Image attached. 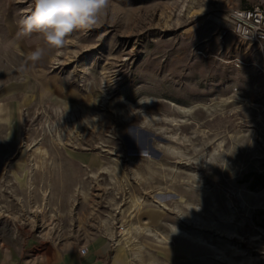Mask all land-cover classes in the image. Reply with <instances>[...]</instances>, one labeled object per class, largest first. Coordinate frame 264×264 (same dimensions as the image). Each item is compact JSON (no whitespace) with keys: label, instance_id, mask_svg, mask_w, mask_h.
I'll return each instance as SVG.
<instances>
[{"label":"rangeland","instance_id":"1","mask_svg":"<svg viewBox=\"0 0 264 264\" xmlns=\"http://www.w3.org/2000/svg\"><path fill=\"white\" fill-rule=\"evenodd\" d=\"M258 1L110 0L49 49L24 34L35 0H0L4 254L107 264L140 225L187 264H264V45L223 33Z\"/></svg>","mask_w":264,"mask_h":264},{"label":"clouds","instance_id":"2","mask_svg":"<svg viewBox=\"0 0 264 264\" xmlns=\"http://www.w3.org/2000/svg\"><path fill=\"white\" fill-rule=\"evenodd\" d=\"M109 4L110 0H35L31 15L22 21L24 34L41 33L49 49H59L74 30L100 26ZM44 54L37 46L28 59L39 61Z\"/></svg>","mask_w":264,"mask_h":264},{"label":"crops","instance_id":"3","mask_svg":"<svg viewBox=\"0 0 264 264\" xmlns=\"http://www.w3.org/2000/svg\"><path fill=\"white\" fill-rule=\"evenodd\" d=\"M150 233L151 231L149 232V234ZM152 235L156 244H158L157 246L153 248H147L145 245L146 243H140L138 241L136 242V244L140 246L139 250L136 248H124L122 246L117 245L115 246V251L111 261L107 264H187L186 258L182 259L183 258L182 256H186L185 250L182 251L181 248L179 249L177 246H171L166 244L164 246H161V244L158 243L159 239L157 238V236H155L154 234ZM127 250L129 252L128 253L129 255H127ZM135 252H137L136 257L134 256ZM4 253L5 252H3V250L0 249V264H20L18 259L10 258ZM177 256H180V259L182 260L178 261ZM85 264H94V263L88 261Z\"/></svg>","mask_w":264,"mask_h":264},{"label":"built area","instance_id":"4","mask_svg":"<svg viewBox=\"0 0 264 264\" xmlns=\"http://www.w3.org/2000/svg\"><path fill=\"white\" fill-rule=\"evenodd\" d=\"M228 25L223 31H231L237 38L264 45V0H259L249 8L231 10L227 15ZM87 249L81 248L80 255Z\"/></svg>","mask_w":264,"mask_h":264},{"label":"bare ground","instance_id":"5","mask_svg":"<svg viewBox=\"0 0 264 264\" xmlns=\"http://www.w3.org/2000/svg\"><path fill=\"white\" fill-rule=\"evenodd\" d=\"M180 202H182L183 200L182 199H180L179 200ZM150 229L148 228V227H145V226H140V225H134L133 227L131 226V228H127V229H125L124 230V232H125V244H130L131 242L132 243H134L135 245L134 246H136L135 248L136 249H140V246H138L137 244H136V240H135V235H133L134 233H149L150 231H149ZM154 234L157 236V238L159 239V240H161V241H164V242H166V241H168L169 239H170V237L169 236H166V235H163V234H160V233H158L157 232V230H154ZM171 234H175V235H178V236H180V235H185L183 232H181V231H179V230H177V229H174V228H171ZM124 236V235H123ZM228 237L229 238H232V235L231 234H229L228 235ZM193 240L194 241H196V242H200V238H199V236H195L194 238H193ZM213 252H214V256H215V259L216 260H224V257H222V253L220 252V251H218V250H216V249H213ZM136 253L137 252H135V257L137 256L136 255ZM215 260V261H216ZM228 262H231L230 264H232V263H234V261H231V260H228ZM249 263V262H248ZM202 264H211L210 262H205V263H202ZM216 264H219V262L218 263H216ZM234 264H245V263H243L242 261L241 262H239V263H234Z\"/></svg>","mask_w":264,"mask_h":264}]
</instances>
